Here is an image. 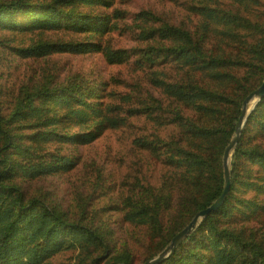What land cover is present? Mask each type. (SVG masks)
Returning a JSON list of instances; mask_svg holds the SVG:
<instances>
[{"label":"trees","instance_id":"16d2710c","mask_svg":"<svg viewBox=\"0 0 264 264\" xmlns=\"http://www.w3.org/2000/svg\"><path fill=\"white\" fill-rule=\"evenodd\" d=\"M167 1L0 0V264H145L221 196L264 80V0ZM104 64L148 75L132 115L149 127L117 184L84 154L129 125ZM230 170L225 204L162 264H264V99Z\"/></svg>","mask_w":264,"mask_h":264},{"label":"rangeland","instance_id":"374dc122","mask_svg":"<svg viewBox=\"0 0 264 264\" xmlns=\"http://www.w3.org/2000/svg\"><path fill=\"white\" fill-rule=\"evenodd\" d=\"M116 2V5L120 8L134 13H140L141 8L148 6L156 11L171 6L167 0H116ZM121 34L122 36L117 35V37L124 38L125 33L121 31ZM32 66L33 63L31 61H20L15 67V76L23 79ZM103 72L115 75L127 82L126 85L119 87L122 98L115 101V103L120 108V117L127 118L129 125L123 129L105 132L98 142L84 149V154L87 158V168H91L94 171L99 170L101 174L117 184L129 168L135 164L134 138L143 134L149 127L148 122L144 118L132 115V111L139 108V102L135 96L143 94V88L139 87L137 82L141 79L143 83H147L146 77L148 75L136 71L134 67L129 65L110 68L104 64Z\"/></svg>","mask_w":264,"mask_h":264},{"label":"water","instance_id":"95a60500","mask_svg":"<svg viewBox=\"0 0 264 264\" xmlns=\"http://www.w3.org/2000/svg\"><path fill=\"white\" fill-rule=\"evenodd\" d=\"M264 99V80L261 86L256 89L254 92L249 94L247 98L243 101L241 115L236 124L233 137L226 147L223 158H222V169H223V180L224 186L221 196L208 208L199 211L194 215L190 223L179 232L170 242L168 247L162 251L155 258L149 260L145 264H162L166 259H168L177 249V247L187 239V237L193 232L194 228L198 226L200 222L209 217L211 214L217 212L226 202L228 194L231 188V159L234 151L241 139V134L243 128L248 123L250 114L253 112L255 107L260 101Z\"/></svg>","mask_w":264,"mask_h":264}]
</instances>
